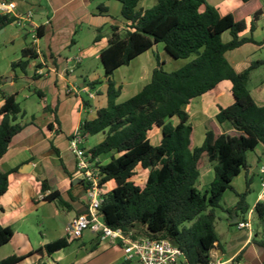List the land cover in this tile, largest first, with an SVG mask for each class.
I'll return each instance as SVG.
<instances>
[{"label":"trees","instance_id":"16d2710c","mask_svg":"<svg viewBox=\"0 0 264 264\" xmlns=\"http://www.w3.org/2000/svg\"><path fill=\"white\" fill-rule=\"evenodd\" d=\"M115 1L121 3V15L127 25L123 33L120 26H111L108 47L100 54L107 83V104L97 111L95 119L86 120L79 127L85 141L103 135V140L87 150V154L98 168L100 186L103 188L110 181L116 184L103 196L102 220L115 230L171 241L182 252L181 264H210L211 252L219 241L216 210L221 208L225 193L232 191L238 200L228 212L235 213L238 221L246 218L250 211L246 201L248 191L237 193L233 181L249 170L247 153L260 145L264 147V105L255 102L249 88L251 72L262 63H252L237 72L226 57L228 52L255 42L253 33L263 17V7L257 4L244 16H237L220 14L206 0H158L148 9L139 8V0ZM241 1L246 4L252 0ZM99 12L104 14L108 9L100 5ZM248 18H251V35L243 37ZM16 21L13 16L0 15V30ZM43 30V27L37 29L39 39ZM100 31L97 30L95 42L101 39ZM226 32L231 37L228 42L223 41ZM159 44L164 45L174 60L194 58L183 67L167 72L155 54L157 66L150 82L135 96L118 103L121 87L112 79L114 73ZM38 59L39 54L31 44L22 50L21 60L13 62L11 68L26 71L30 62ZM10 80L11 77H0V84ZM225 81L231 83L234 103L219 108L215 122L206 125L202 145L193 147L190 107L199 97L219 95ZM98 85L99 81L89 84L92 88ZM34 92L43 98L38 89ZM2 98L0 159L9 150L12 139L23 130L20 123L23 113L15 96L2 91ZM44 112L52 114L58 122L56 111L50 106H45ZM224 124L233 131H222L220 126ZM154 127L161 131L159 145H153L148 136ZM105 157L110 161L102 165L101 159ZM207 162L213 164L214 175L209 189L203 193L196 183ZM139 167L147 172L142 183L133 179ZM246 183L249 188V178ZM9 187V172L0 170V196ZM47 190L49 186L43 181L42 192ZM47 200L68 208L58 191L49 194ZM253 214L263 220L264 203H257ZM13 236L10 228L0 225V248L11 242ZM69 240L63 238L46 244V254L51 256L68 248ZM30 256L11 255L0 264H19Z\"/></svg>","mask_w":264,"mask_h":264},{"label":"crops","instance_id":"0c3cea01","mask_svg":"<svg viewBox=\"0 0 264 264\" xmlns=\"http://www.w3.org/2000/svg\"><path fill=\"white\" fill-rule=\"evenodd\" d=\"M44 1L46 7L41 6ZM157 1L139 0L138 7L148 9L154 6ZM261 1L264 0H252L245 4L241 0H233L238 8H244L249 4L257 5ZM117 2L115 0H18L15 2L17 16H24L32 11L35 19L33 24L43 27L44 30L43 37L39 39L38 43L41 51L39 59L31 61L26 71L20 68L13 70L11 64L21 60L22 50L31 45L23 38L25 39L26 35L30 33V31H26L25 23H29L30 26L32 24L24 19H17L11 24L21 25L25 33L20 32L10 37L9 41L14 46L18 42V46L16 45L17 49L6 58L8 62L5 70L2 71L0 68V77L12 78V80L0 84V108L3 104V91L7 95L15 96L23 113V118L20 120L23 130L12 139L9 150L0 159V170L9 172L10 182L8 191L0 196V225L10 228L14 233L11 242L0 248L3 250L10 246V252L1 255L0 261L11 255L27 257L32 254L19 264H134L124 260V253L119 241L113 243L111 239L103 238L101 234L92 230H86L81 238L73 239L80 241L81 244L69 255L65 253L67 248L57 251L51 256L47 255L44 249L48 243L67 238L65 234L67 225L80 213H86L89 205L88 201H84V198L88 200L86 183L82 179L78 181L80 177L77 175V158L69 149V138L84 121L95 119L97 111L107 104V83L104 74L99 73L98 67H96L97 72L95 73H92L89 68L96 64V61H101L100 54L108 47L111 26H120L121 33L126 29L127 22L121 15L122 5L121 3L118 5ZM100 5L107 7L108 12L101 14L99 12ZM36 7H40L41 11L35 12ZM227 13L231 12H220L222 15ZM250 21L251 18H248V28L242 34L243 37L251 35V33L248 35ZM97 30H101V39L95 42ZM2 31H6V28H3ZM86 32L90 40L93 41V45L81 42ZM230 40L231 37L227 41L223 37L224 42ZM80 44L82 46H79ZM76 47L78 49L70 55L69 52ZM162 48L164 57L161 55ZM228 53L226 57L237 72L244 71L253 63L250 58L240 59L233 52L228 57ZM155 54L159 56L160 62L164 66L169 59L171 60L164 45L159 44L139 56L130 65L121 67L114 73L112 79L117 87H121L118 103L135 96L150 82L152 72L157 66ZM77 56L81 57L79 64L75 63ZM135 63L137 64L136 68H132L131 66ZM38 65H41L46 74L36 78L35 70ZM71 68H73V72H71ZM96 81L100 82L99 88L89 86L90 83ZM262 84L259 91L251 92L258 105H264V82ZM225 86L229 93V99L224 104L216 102L215 114L208 122H215L220 107L226 108L234 103L229 81L221 84V93L216 96H221ZM35 88L40 91L43 98H39L40 102L33 108L32 96L37 95L34 92ZM84 88H88V92ZM123 94L127 98L121 100ZM205 96L210 95L202 97ZM45 106H50L56 111L58 122L54 121L52 114L44 112ZM208 109L205 107L203 112L207 113ZM220 128L228 133L233 131L228 124H224ZM97 136L101 137L94 146L104 138L102 134L96 135L94 138ZM148 136L151 142L155 138V143L160 144L162 136L159 128L154 127ZM204 137L199 146L202 145ZM94 146H90V137H88L85 141V149L89 150ZM109 161V157L101 159L102 165ZM259 165L249 168H253L258 175ZM25 167L26 169L31 167V170L26 171ZM15 169L17 171L13 172ZM247 178L248 171H243L234 179L233 187L237 193L242 194L248 191V193L255 194L251 186L247 187ZM43 181L49 186V190L44 193L42 192ZM115 186V182L110 181L105 184L103 190L108 193ZM56 191L68 204V208H60L56 202L47 200L48 195ZM246 201L250 211L245 219L250 218L251 220L255 205L259 202L264 203L262 189L256 193L252 206L249 196ZM236 203L237 200L233 201L231 205L225 206L228 226L224 225L220 217L216 220L215 226L219 241L211 252L212 261H220L223 264H264V219L260 220L261 228H257L251 221L250 229H230L232 227L230 221L236 217V214H230L228 209ZM60 222L61 224H58ZM36 228L38 232L41 228L45 229V233H41L40 237L46 238L48 241L43 244L39 241V237H36L34 231ZM51 228L52 230H49ZM18 236L22 238L24 248L12 246ZM71 245L72 243L69 246ZM72 255L74 256L72 257Z\"/></svg>","mask_w":264,"mask_h":264},{"label":"rangeland","instance_id":"374dc122","mask_svg":"<svg viewBox=\"0 0 264 264\" xmlns=\"http://www.w3.org/2000/svg\"><path fill=\"white\" fill-rule=\"evenodd\" d=\"M206 2L216 8L219 9V11L221 13H225V12H231L234 15H240V16H244L246 14L247 11H249L251 8H253L256 4H249L247 6H245L244 8H238L236 7L235 3L233 2V0H206ZM118 5H120L119 2H117ZM260 4L263 7V12H264V1H261ZM42 7H46V2L44 1L41 5ZM35 12H39L40 7H36ZM43 10V9H42ZM35 20V19H34ZM25 23V22H24ZM26 27V31H30L32 29V27L29 25V23H25L24 25ZM6 31H2V29L0 30V68L1 70H5V68L7 67V62L8 59H6L8 57V55H10L12 53V51H15L17 49V43H15V46L9 41L10 37L12 35H15L17 33H25V30L21 27V25H8L5 27ZM257 30V31H256ZM253 33V38H254V43L252 44H248L244 47H242L241 49H237L233 52V54H235L238 58L240 59H248L250 58V60L255 63V62H261L262 64L257 67L252 73H251V77H250V83H249V88L251 90V92L255 93L256 91H259V89L262 87V82H264V14L262 19L258 22L257 24V29H256ZM250 31H248V35H250ZM111 34V33H110ZM224 40H229L230 39V35L228 32H226V34L223 36ZM24 41H26L28 44H33V40L31 38V35L28 34L26 35V38L24 39ZM82 43H87V45H93V41L90 40V38L88 37V33L86 32L83 36V39L81 41ZM17 45V46H16ZM79 46H82L81 44ZM161 47H163L161 45ZM78 48H74L71 52H69V54H73ZM163 48L161 49L162 52V57L163 56ZM228 53V57H230V53ZM194 57H190L189 59L186 60H174L171 58V60H168V63L166 64V66H164V69L167 72H171V71H175L181 67H183L185 64L189 63L190 61L193 60ZM137 64H133L131 67L132 68H136ZM99 70L100 74H104L103 71V67H102V63L101 61H96V64L90 66L89 70L92 73L97 72V68ZM122 71H126V70H122ZM121 73V72H120ZM98 74V73H97ZM118 77V75H117ZM101 85H98L97 87L99 88ZM32 107L35 108L36 104L40 102V99L37 95H33L32 96ZM127 97L123 94L121 97V100L126 99ZM229 99V93L228 90L226 89V86L223 89V92L221 94V96H205L202 98H197L191 105L190 107V123L194 128V133H193V147H199V145L201 144L202 138L205 135V130H206V125L208 123V120L210 118L213 117V115L215 114L214 112L216 111V102L217 104H224L228 101ZM207 107L209 108L207 113H204L203 110L204 108ZM176 122V120H175ZM101 136H97L96 138L90 137V146H94L97 142V140H99ZM155 138H153L152 144L153 145H158L159 143H155ZM160 142V141H159ZM247 160H248V164L249 167H255L257 165H261L264 164V147L262 145H260L255 151L252 152H248L247 153ZM259 165V166H260ZM250 169L248 170V178L251 181V188H253V190L255 191V194L253 193H248L247 196H249L250 199V205L252 206V203L254 201V199L256 198V193L259 192V190L262 189L261 187V180H260V175L256 174L254 172V170ZM213 164L207 162L205 164V166L203 165L202 169H201V173H200V177L196 183V188L205 193L208 189H209V185L210 182L213 179ZM147 174L146 171L142 170L140 167L138 168L137 171V175L133 178L136 182H144L146 180ZM244 177V176H243ZM238 200V198L236 197V194L232 191H227L223 200L221 201V208L223 209L222 212L221 208L216 210V214H217V218H221L222 221L224 222L225 226H228L227 224V215L225 213V209H226V205L228 204H232L233 201ZM84 201L89 203V198L87 200V198H84ZM251 221L254 223V225L257 228H261V223L260 219L256 216L253 215V217H251ZM58 224H61L58 223ZM55 228V227H54ZM230 229L233 230H238L237 226H232L230 227ZM49 230H52L49 229ZM34 231L36 232V237H39V241H41V243H45L46 241H48V239L46 238H41L40 234H44L45 233V229H39V232L36 229H34ZM138 231V229H137ZM50 233V231H49ZM51 234V233H50ZM54 234V233H53ZM41 239V240H40ZM23 240L22 238H20V236H18L15 240V242L12 244L13 247H17V246H21L22 248H24V245L22 244ZM70 243H72L71 246H69V248H67L65 250L66 254H71L73 253V250H76L80 247V241L78 240H69ZM10 252V246H7V248L0 250V256L4 253L8 254L7 252ZM5 255V254H4ZM74 255H72L73 257Z\"/></svg>","mask_w":264,"mask_h":264},{"label":"built area","instance_id":"2783aa9c","mask_svg":"<svg viewBox=\"0 0 264 264\" xmlns=\"http://www.w3.org/2000/svg\"><path fill=\"white\" fill-rule=\"evenodd\" d=\"M16 3H2L0 2V15H10L17 17L18 20H27L32 25L30 35L33 40V46L36 52L40 55L39 36L36 25L33 24L34 14L29 11L26 15H16ZM75 63H81V57L75 58ZM73 72V68H71ZM38 76L45 75L43 68L35 70ZM88 92V88H84ZM69 149L77 158V175L87 185V197L89 198V205L86 213L77 215L71 220L65 229L66 237L73 240L82 237L86 230H92L95 233L101 234L103 238H109L113 243L119 241L124 253V260L134 264H181L184 257L180 249L171 241L166 239H152L143 235H139L134 231L124 232L121 229H112L105 225L100 214V206L106 194L100 186L98 176V168L95 163L91 162L90 156L85 149V139L77 129L69 140ZM258 174L260 175L262 193L264 194V164L258 167ZM42 198V197H41ZM239 230L250 229V218L239 220L236 223ZM210 264H223L220 261H211ZM241 264V263H240Z\"/></svg>","mask_w":264,"mask_h":264},{"label":"water","instance_id":"95a60500","mask_svg":"<svg viewBox=\"0 0 264 264\" xmlns=\"http://www.w3.org/2000/svg\"><path fill=\"white\" fill-rule=\"evenodd\" d=\"M24 170H26V171L28 170V171H29V170H31V167H28V169H26V167H25ZM81 179H82V178H79L78 181L81 180ZM237 221H238L237 218L234 217V218L230 221V224H236Z\"/></svg>","mask_w":264,"mask_h":264}]
</instances>
